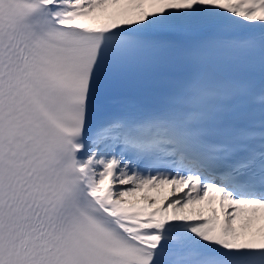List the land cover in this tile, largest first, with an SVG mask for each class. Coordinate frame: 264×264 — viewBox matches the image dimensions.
I'll return each instance as SVG.
<instances>
[{"label": "snow or ice", "instance_id": "obj_1", "mask_svg": "<svg viewBox=\"0 0 264 264\" xmlns=\"http://www.w3.org/2000/svg\"><path fill=\"white\" fill-rule=\"evenodd\" d=\"M0 264H264V0H0Z\"/></svg>", "mask_w": 264, "mask_h": 264}, {"label": "rangeland", "instance_id": "obj_2", "mask_svg": "<svg viewBox=\"0 0 264 264\" xmlns=\"http://www.w3.org/2000/svg\"><path fill=\"white\" fill-rule=\"evenodd\" d=\"M153 195H156V193H152Z\"/></svg>", "mask_w": 264, "mask_h": 264}, {"label": "bare ground", "instance_id": "obj_3", "mask_svg": "<svg viewBox=\"0 0 264 264\" xmlns=\"http://www.w3.org/2000/svg\"><path fill=\"white\" fill-rule=\"evenodd\" d=\"M153 195V194H152Z\"/></svg>", "mask_w": 264, "mask_h": 264}]
</instances>
